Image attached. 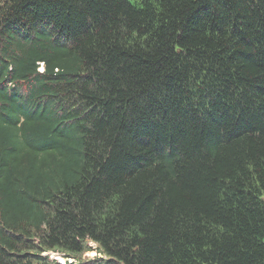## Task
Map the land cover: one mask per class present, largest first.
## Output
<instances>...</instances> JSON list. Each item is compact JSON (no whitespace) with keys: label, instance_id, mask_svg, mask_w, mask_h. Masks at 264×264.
Segmentation results:
<instances>
[{"label":"trees","instance_id":"1","mask_svg":"<svg viewBox=\"0 0 264 264\" xmlns=\"http://www.w3.org/2000/svg\"><path fill=\"white\" fill-rule=\"evenodd\" d=\"M89 243L264 264V0H0V264Z\"/></svg>","mask_w":264,"mask_h":264},{"label":"rangeland","instance_id":"2","mask_svg":"<svg viewBox=\"0 0 264 264\" xmlns=\"http://www.w3.org/2000/svg\"><path fill=\"white\" fill-rule=\"evenodd\" d=\"M88 247H90L89 250L87 249V250L83 251V253L73 255V256L69 255V253H63V252L60 253V251L59 252H49L48 255L51 259H54L55 257L59 258L61 263L68 261V262H72V263L76 264L78 262L84 261L87 258H92V257L98 255V253H97L98 247L96 244L89 243ZM43 255H45V254H43Z\"/></svg>","mask_w":264,"mask_h":264},{"label":"water","instance_id":"3","mask_svg":"<svg viewBox=\"0 0 264 264\" xmlns=\"http://www.w3.org/2000/svg\"><path fill=\"white\" fill-rule=\"evenodd\" d=\"M54 259H57L56 257ZM66 262V261H65ZM68 262V261H67Z\"/></svg>","mask_w":264,"mask_h":264}]
</instances>
